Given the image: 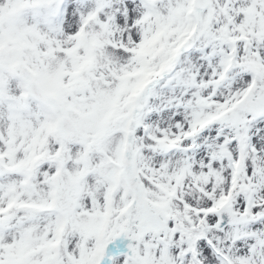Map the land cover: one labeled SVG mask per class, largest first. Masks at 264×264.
<instances>
[{
  "label": "snow or ice",
  "instance_id": "6c2138e0",
  "mask_svg": "<svg viewBox=\"0 0 264 264\" xmlns=\"http://www.w3.org/2000/svg\"><path fill=\"white\" fill-rule=\"evenodd\" d=\"M0 264H264V0H0Z\"/></svg>",
  "mask_w": 264,
  "mask_h": 264
}]
</instances>
